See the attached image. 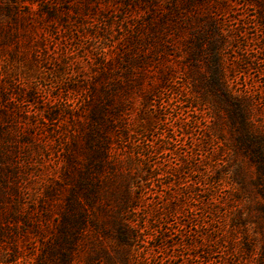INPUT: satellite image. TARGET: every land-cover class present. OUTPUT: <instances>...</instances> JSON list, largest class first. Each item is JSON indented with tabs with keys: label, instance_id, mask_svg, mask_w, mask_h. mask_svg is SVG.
Segmentation results:
<instances>
[{
	"label": "rangeland",
	"instance_id": "1",
	"mask_svg": "<svg viewBox=\"0 0 264 264\" xmlns=\"http://www.w3.org/2000/svg\"><path fill=\"white\" fill-rule=\"evenodd\" d=\"M169 5L170 0H0V150L17 146L15 142L19 145L14 165L26 173L17 179L23 195L20 210L37 209L43 187L58 179L61 151L68 139L63 120L84 117L86 90L102 64H113L121 54L164 57L171 63L172 83L180 93L155 91L143 107L133 89L126 98L117 95L124 100L126 114L113 133L120 135L123 128L126 138L119 140L115 152L122 159L131 157L134 169L145 179L143 189L135 192L141 195L138 217L146 218L148 228L144 241L128 250L131 264H264L257 251L260 237L251 255L240 253L239 245L226 250L223 241L231 236L218 240L221 233L216 232L213 217L218 207L207 201L211 191L200 188L197 195L185 189L204 177L208 189L213 188L211 195L222 201L231 186L228 175L241 169L255 177V170L240 151L231 156L222 141L205 136L211 115L197 100L199 91L188 83L182 48L194 33L192 27L203 30L201 22L193 16H176L172 22L160 23L157 35L150 33L149 21ZM257 8L244 0H227L216 11L217 30L206 35L219 47L229 86L260 101L264 99V6L262 23L256 19ZM197 10L205 14L207 9ZM161 32L169 41L166 46L161 45ZM134 43V50L128 51ZM155 47L162 48L158 52ZM213 51L202 55L212 56ZM150 63L155 65V60ZM149 71L145 83L156 80ZM73 85H78L77 90ZM130 95L133 101L126 100ZM258 106L256 117L264 124V104ZM141 113L152 120L149 131L136 132L147 125ZM44 119H53L61 128L52 133L51 124L42 125ZM20 122L35 124L33 130L26 125L36 133L34 143L22 140ZM250 190L252 199H261L255 187L250 185ZM52 219H47L49 226ZM224 222L219 229L225 233ZM25 233L26 240L19 242V264H30L35 254L34 244L29 243L35 237L28 229ZM5 251L0 248L2 262Z\"/></svg>",
	"mask_w": 264,
	"mask_h": 264
},
{
	"label": "trees",
	"instance_id": "2",
	"mask_svg": "<svg viewBox=\"0 0 264 264\" xmlns=\"http://www.w3.org/2000/svg\"><path fill=\"white\" fill-rule=\"evenodd\" d=\"M226 2L170 0L168 9L149 21V31L157 35L160 23L172 22L174 17L181 15L196 17L201 22L203 30L192 27L190 30L194 33L184 40L182 48L186 50L183 61L187 65L184 73L188 83L199 91L196 98L211 115L205 136L222 141L231 156L240 151L253 165L255 177L248 176L246 171L242 173L241 169L228 175L231 186L222 201L211 195L213 188L208 189L204 177L196 178L194 184L185 189L197 195L200 188L211 191L207 201L218 207L213 211L218 223L215 230L221 233L218 240L223 241L225 235L231 236L229 241H223L227 243L226 250L239 245L240 253L251 255L255 252V239L260 237L257 251L264 259V124L256 117L258 102L264 104V99L257 101L229 86L217 53L219 47L206 35L207 31L217 30L216 11L225 7ZM244 2L258 7L256 19L262 23L260 9L264 0ZM200 7L207 9L205 14H198ZM210 10L214 14H209ZM161 33V45L166 46L169 41ZM136 44H131L127 50H134ZM161 48L154 49L160 52ZM212 49V56L202 55ZM198 57L202 58L204 67ZM163 58L121 54L113 64H102L101 71L95 74L96 79L86 90L84 117L63 120L68 126V139L67 148L61 151V172L58 179L43 187L35 203L37 209L20 210L23 195L17 179L26 173L14 165L18 143L0 150V248H6L7 253L4 254L6 260L4 263L0 260V264L20 263L19 242L26 240V229L35 237L29 242L34 244L31 250L35 251L30 264H131L128 250L144 241L148 228L146 218L138 217L137 202L141 195L135 192L136 188L143 189L145 179L134 169L131 157L122 159L115 152L120 147L119 140L126 138L123 128L120 135L113 133L117 125H122L126 114L124 100L117 95L120 93L126 98L133 89L143 107L155 91L180 93L172 83L171 63ZM151 60H155V65H150ZM139 68L141 70L136 72ZM149 70L154 72L149 77L155 76L156 80L145 83L151 73ZM75 87L78 85H73V90H77ZM126 100L133 101V96ZM140 117L146 119V126L151 124L147 114L141 113ZM44 121L42 125L51 124L52 133L61 128L53 119ZM17 125L22 140L34 143L36 133L26 129V125L33 130L35 124L20 122ZM146 126H140L136 132L149 131L150 126ZM51 132L46 136H51ZM186 161L181 159V162ZM250 185L261 199H252ZM225 204L227 209L223 207ZM52 216L49 226L47 219ZM224 221H227L225 233L219 229Z\"/></svg>",
	"mask_w": 264,
	"mask_h": 264
}]
</instances>
